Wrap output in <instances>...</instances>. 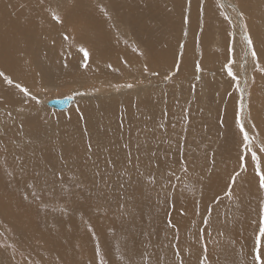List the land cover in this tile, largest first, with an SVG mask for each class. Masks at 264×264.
<instances>
[{"label": "rangeland", "instance_id": "rangeland-1", "mask_svg": "<svg viewBox=\"0 0 264 264\" xmlns=\"http://www.w3.org/2000/svg\"><path fill=\"white\" fill-rule=\"evenodd\" d=\"M39 1L0 0V25L4 26L5 20L10 19L17 23L18 29L23 25L21 30L25 31L16 34L20 37L16 39L20 45L25 43L28 34L34 35L36 40L32 43L31 38L29 45L36 47L25 60L35 59L36 65L42 68L37 70L50 80L53 73L57 80L61 78L60 87H43L38 71L39 81L35 79V85L31 84V76L27 73L31 67L23 71L15 62L18 68H10L12 63L5 62L10 56L7 60L0 59V72L9 75L14 83L26 86L41 100L99 91L101 84L81 87L75 85L74 79L107 74L111 65L105 61L122 59L124 46L143 57L158 55L170 70L160 75L150 72L146 77H137L139 81L136 76L135 80H126L132 85H144L168 77L162 90L157 87L148 90L135 105L128 95L126 101L100 104L82 101L75 104V110L67 108L63 112L46 106L35 110L28 101L30 97H24L0 78V253L17 264H95V245L99 241L108 264H128L129 261L143 264L141 253L145 251L151 264H157L158 259L161 264H175L177 258L171 244H177L185 264H198L202 243L207 245L210 264H251L249 249L259 201L264 194L257 191L250 155L247 170L239 167L238 158L243 149L235 125V111L243 95L242 119L249 135L254 137L253 148L258 151L257 146L264 143V74L253 70L250 53L245 55L247 48L240 29L235 32V25H229L219 15L216 0H203L202 6L201 0H118L129 1L135 6V12L141 11L146 18L157 11L153 30L147 27L151 37L156 38L146 50L140 41H129L128 35L109 36L107 27L113 25L114 20L107 10L110 22L104 23V19L83 14L82 4L75 0H59L55 4L59 5L57 9L52 0ZM106 2L111 8L112 3ZM221 2L238 6L237 11L244 10L248 30L258 27L262 46L257 44L255 50L258 62L264 66L260 58L264 54V29L259 23L264 24V0ZM93 3L90 5L99 14L103 8ZM244 3L249 7L244 9ZM127 7L124 5L121 12ZM53 8L62 14L65 22L56 24L51 20L49 13ZM22 9L31 17H22ZM224 11L240 28L233 8L226 7ZM78 14L80 18L76 17ZM117 16L120 23L131 30L130 21H124L122 15ZM184 16L189 17L187 25ZM101 17L108 18L105 13H101ZM101 22L103 27H98ZM229 31L238 36L234 55V65L238 66L233 65V70L238 74L243 93L237 91L222 67L227 57L229 37L226 34ZM44 36L45 39L40 38ZM147 37L142 40L149 39ZM256 41L254 39V43ZM114 45L118 50L110 49ZM17 47L14 43L12 54L15 49L21 50V46ZM47 47H52L51 52L45 50ZM56 47L58 50L53 49ZM81 47L90 52L88 71L84 75L79 71L84 66ZM74 49L77 52L73 53ZM13 56V61L24 60L19 52ZM184 59L190 62L185 80L181 79L183 74L181 78L178 74ZM161 60L156 64H161ZM123 62L120 66L128 68L127 59ZM197 63L201 67L200 74L195 71ZM197 75L200 79L203 77L201 81L196 79ZM112 84L127 83L120 80ZM40 99L35 100L38 106ZM109 103H112L110 108ZM180 145H183V152ZM258 155L264 154L258 152ZM181 161L187 172L181 170ZM234 171L240 175L229 198L224 193ZM33 191L39 199L31 195ZM3 207L8 211L5 217ZM205 216L209 218L207 225L203 222ZM169 220L172 228L168 227ZM201 229L204 230L202 242L199 240Z\"/></svg>", "mask_w": 264, "mask_h": 264}, {"label": "bare ground", "instance_id": "bare-ground-1", "mask_svg": "<svg viewBox=\"0 0 264 264\" xmlns=\"http://www.w3.org/2000/svg\"><path fill=\"white\" fill-rule=\"evenodd\" d=\"M30 1V0H29ZM43 1H45V0H43ZM78 4H82V6H83V8H84V10H83V14H87V13H89V15H91V16H97V19H104L105 21H104V23H108V21L110 22V17L109 16H107V15H105V17L107 18V19H109V20H107V19H105V18H103V17H101V13H102V15H103V13H105L106 12V10L109 12V14H111V15H113V20H114V22L112 21V23H113V25H111V26H108L107 27V30H108V32H109V36H113V35H116V33H120V34H125V35H128V37L130 38V39H128L129 41H133L134 43H138L139 41V43L141 44V45H143L144 47H145V49L147 50V47H151L150 46V43H152L153 41H154V39L156 38H152L151 37V33H149V31H148V29H149V27L151 28V31L153 30L152 28L154 27V25H152L153 24V22H154V19H156L155 18V16H157L156 14H157V11H153L152 13H151V15L148 17V18H146V17H144L142 14H141V11H138V12H135V6L133 7L132 5H130V2L128 1V3H124V2H118V0H107V1H109V2H111L112 3V7L110 8L108 5H107V2H106V0H91V2L89 3L88 2V0H75ZM93 1L95 2V3H97L98 4V6L99 7H102L103 8V11L102 12H100L99 10V14H97L94 10H93V8H92V6L90 5V4H94L93 3ZM134 1V0H133ZM172 1H174V0H172ZM186 1V0H185ZM185 1H183V2H185ZM192 1V0H191ZM190 1V2H191ZM198 1V0H197ZM211 1V0H210ZM236 1V0H235ZM257 1V0H256ZM41 1H39V3H40ZM52 2H53V4H54V6H56L55 4H57V3H59V0H52ZM137 2H139V0L137 1ZM144 2V1H143ZM147 2V1H146ZM215 2V1H214ZM213 2V3H214ZM247 2V1H246ZM28 3H30V2H28ZM151 4H153L152 3V1L150 2ZM155 3V2H154ZM167 3H169V2H167ZM174 2H172V4H173ZM176 3V2H175ZM249 3H250V1H249ZM48 4V3H47ZM110 4V3H109ZM132 4V3H131ZM138 4V3H137ZM165 4V3H164ZM191 4V3H190ZM190 4H189V8H190ZM215 4H216V2H215ZM245 4V3H244ZM262 4V3H261ZM13 5V4H12ZM41 5V4H40ZM45 5H46V3H45ZM124 5H127L128 7L126 8L127 10H125V11H122L121 12V10L120 9H122L123 7H124ZM140 5H142V3H140ZM149 5V4H148ZM154 5V4H153ZM157 5H159V4H157ZM156 5V6H157ZM177 5H178V2H177ZM184 5V4H183ZM206 5H208V4H206ZM59 5H57L56 6V9H57V7H58ZM139 6V5H138ZM137 6V7H138ZM186 6V5H185ZM239 6H240V4H239ZM38 7V6H37ZM42 7V6H41ZM40 7V8H41ZM47 7V6H46ZM214 7V6H213ZM249 7V6H248ZM247 6H246V4H245V7H244V9H246V8H248ZM44 8H45V6H44ZM50 8V7H49ZM55 8V7H54ZM53 8V9H54ZM64 8V7H63ZM75 8H76V6H75ZM143 8V7H142ZM145 8V7H144ZM143 8V9H144ZM148 8V7H147ZM152 8V7H151ZM150 8V9H151ZM167 8V7H166ZM14 9V8H13ZM20 9V8H19ZM37 9V8H36ZM35 9V10H36ZM46 9H48V8H46ZM98 9V8H97ZM137 9H139V8H137ZM142 9V10H143ZM164 9V8H163ZM51 9H49V11H50ZM64 10V9H63ZM162 10V9H161ZM191 10V9H190ZM241 10V9H240ZM10 11V10H9ZM21 11V10H20ZM146 11H148L147 9H146ZM150 11V10H149ZM158 11H160V10H158ZM172 11V10H171ZM242 11H244V10H242ZM16 12V11H15ZM71 12V11H70ZM115 14H114V13ZM143 12V11H142ZM164 11L162 10V13H163ZM190 12V11H189ZM227 12V11H226ZM107 13V12H106ZM121 13V14H120ZM148 13V12H147ZM159 13V12H158ZM190 13H192V11L190 12ZM232 13V12H231ZM252 13V12H251ZM47 14V13H46ZM146 14V13H145ZM165 14V13H164ZM172 14V13H171ZM228 14V13H227ZM10 15V14H9ZM43 16L45 15V14H42ZM62 15V14H61ZM69 15V14H68ZM88 15V14H87ZM117 15H122V19L124 20V21H130V24H131V30H129V29H127V27H126V25L124 24V23H120L121 21H119L120 19L118 18V16ZM231 15H233V14H231ZM260 15V14H259ZM115 16H116V19H117V21H118V23H117V21H116V19H115ZM160 15H158V17H159ZM229 16H230V14H229ZM246 16H247V14H246ZM11 17V16H10ZM10 17H9V19H10ZM22 17H31V15H26L25 13H24V11H23V9H22ZM47 17H49V16H47ZM66 17V16H65ZM68 17V16H67ZM74 17V16H73ZM77 18L79 17V14H78V16H76ZM80 18V17H79ZM120 18H121V16H120ZM165 18V17H164ZM231 18H232V16H231ZM43 19V18H42ZM163 19V18H162ZM251 19V18H250ZM44 20V19H43ZM74 20H77L76 18L74 19ZM94 20H95V18H94ZM235 20V19H234ZM234 20H232L233 21V24L235 25H233L234 26V31L236 32L237 31V29H240V28H237V25L235 24L236 22L234 21ZM32 21H34V20H32ZM46 21H47V19H46ZM68 21V20H67ZM81 21H83V20H81ZM97 21H99V20H97ZM103 21V20H102ZM161 21H163V20H161ZM168 21H169V19H168ZM238 21V20H237ZM261 21V20H260ZM40 21H38V23H39ZM43 22V21H42ZM41 22V23H42ZM52 22V21H51ZM63 22H65V21H63ZM100 22V21H99ZM165 22H166V20H165ZM235 22V23H234ZM240 22V21H239ZM253 22V21H252ZM75 23H76V21H75ZM260 23V28H262V29H264V24L262 23V22H259ZM16 22L14 21V20H5V25L4 26H2V25H0V59H6L8 56H10L9 58H8V60L7 61H5L6 63H8V62H10V63H12L9 67L10 68H12V69H17L18 68V66H20L21 68H23V71L24 70H26L28 67L30 68L31 67V69L27 72L28 73V75L29 76H31V77H29L30 78V82H31V84H34V80L35 81H39V73H40V71L39 70H37V69H40L39 68V66H37L36 65V63H35V59H32V58H29V59H27L28 61H26L25 60V58H28V57H31V55H32V51H33V48L34 47H36V45L35 46H33V48L29 45L30 44V40H31V38H32V43L33 42H35V40L36 39H33V37L32 36H34V35H31V34H28L27 36H26V38H24L25 39V43H22L21 45H20V43H18V41H16V39H20V37H17V35H18V32H24L25 30H21L22 29V27H24L23 25H22V27L20 28V29H18V28H16ZM36 24V23H35ZM47 24H49V22L48 23H46V25ZM54 24V23H53ZM64 24H66V23H64ZM163 24H164V21H163ZM207 24V23H206ZM258 24V23H257ZM37 25V24H36ZM35 25V26H36ZM52 25V24H51ZM50 25V26H51ZM158 25H160V24H158ZM167 25V24H166ZM165 25V26H166ZM205 25V24H204ZM203 25V26H204ZM239 25V24H238ZM26 26V25H25ZM28 26V25H27ZM60 26H62V25H60ZM64 26L65 25H63V28H64ZM69 26V25H68ZM164 26V25H163ZM252 26V25H251ZM255 26V25H254ZM33 27H34V24H33ZM38 27V26H37ZM48 27V26H47ZM53 27V26H52ZM55 27H58V26H55ZM54 27V28H55ZM98 27H103V24H102V22H101V25L100 26H98ZM147 27H148V29H147ZM253 27V26H252ZM36 28V27H35ZM53 28V29H54ZM164 28V27H163ZM29 29V28H28ZM41 29V28H40ZM43 29V28H42ZM45 29H48V28H45ZM52 29V28H51ZM56 29V28H55ZM58 29V28H57ZM83 29V28H82ZM157 29V28H156ZM165 29V28H164ZM68 30V29H67ZM74 30V29H73ZM169 30V29H168ZM27 31V30H26ZM30 31H31V28H30ZM29 31V32H30ZM42 31V30H41ZM44 31V30H43ZM84 31V30H83ZM95 31V30H94ZM126 31V32H125ZM163 31V30H162ZM166 31V30H165ZM249 31H250V33H251V35L253 34V38H252V40H253V42H254V39H256L257 41H256V43H254V46H255V49L257 48V44H258V46H262V39H261V34L259 35L258 34V27L255 29V30H252L251 29V27L249 28ZM257 31V32H256ZM28 32V31H27ZM28 32V33H29ZM38 32H40V30L39 31H37V33ZM49 32V31H48ZM50 32H52V31H50ZM56 32H57V30H56ZM59 32V31H58ZM69 32V31H68ZM42 33V32H41ZM47 33V32H46ZM70 33V32H69ZM79 33V32H78ZM17 34V35H16ZM26 34V33H25ZM51 34H54V33H51ZM62 34H64V33H62ZM136 34V36H134ZM168 34V33H167ZM37 35V34H36ZM40 36H41V34H39ZM67 35V34H66ZM119 35V34H118ZM148 36L147 38H149V39H146V40H142V38H144V36ZM169 35V34H168ZM227 35V34H226ZM38 36V35H37ZM49 36V35H48ZM47 36V37H48ZM69 36V35H68ZM123 36V35H122ZM136 37H140V40H138V38H136ZM170 37V36H169ZM238 37V36H237ZM237 37H235V39H237ZM41 39L42 38H44L45 39V36L44 37H40ZM53 38V37H52ZM51 38V39H52ZM62 38V37H61ZM69 38V37H68ZM77 38V37H76ZM55 39V38H54ZM78 39V38H77ZM101 39V38H100ZM53 40V39H52ZM166 40V39H165ZM264 40V39H263ZM24 41V40H23ZM45 41V40H44ZM51 41V40H50ZM50 41H48V42H50ZM99 41H101V40H99ZM51 42H53V41H51ZM55 42V41H54ZM125 44H126V40H124L123 41ZM235 42H238L237 40H235ZM14 43L16 44V46H18V47H20L21 48V50H17V49H15V52L14 53H21V55H22V57L24 58V60L21 58H19V56H18V58L19 59H17V60H15V61H13L14 59H15V57L13 56V54H12V51L14 50ZM36 43H37V41H36ZM42 43V42H41ZM264 43V42H263ZM38 44V43H37ZM43 45V44H42ZM47 45H49V44H47ZM52 45V44H51ZM56 45V44H55ZM66 45V44H65ZM45 46V45H44ZM59 46V45H58ZM138 46V45H137ZM17 47V48H18ZM70 47V46H69ZM141 47V46H140ZM45 48V47H44ZM51 48L52 47H50V48H48L47 47V49H45L47 52H51ZM130 47L128 46V47H126V46H124V50H123V57H121L122 59H107L105 62L107 63V64H109V65H111V67L107 70V74H102V75H99V76H96V77H94V78H85V77H78L76 80L74 79V81H75V85H80L81 87L84 85V86H86V85H88V84H101L100 86H99V88L98 89H100L99 91H92L91 92V94L89 93V94H87L86 92L85 93H80V94H73V95H71V96H69V95H67V97H70L71 98V101H70V104H69V106L67 107V108H69V110L70 111H72V110H75V107H76V105L75 104H77V103H79V102H82V101H93V102H96L97 104H100L101 102H112V101H115V100H124V101H126V100H128L127 98H128V95H130V100L132 101V103H134V105L136 104V101H138L139 99H140V97L142 96L143 97V95L145 96V94H146V92L148 91V90H150V89H152V88H155V87H157L158 89H160V90H162V88L163 87H165V86H163V84L165 85L166 84V82H167V80H165L164 78V80H160L159 82H157V83H153V84H140V85H138L137 83H135V84H133V87L132 88H127V87H122V86H124V85H114V84H112V83H115V82H119L120 80H124L125 81V83H127L128 84V82L126 81V80H131V79H133V80H135V76H136V78L137 77H146V76H148V74L151 72V73H156L157 75H160V74H163L164 72H167L168 70H170V69H167L168 67H167V64L166 63H164L161 59H160V57L158 56V55H155L154 54V56H152V57H150V58H147L148 57V55H146V56H141L140 54H138V53H135V52H132L130 49H129ZM261 48V47H260ZM53 49H57V47L56 48H53ZM112 51L113 50H118V48L116 47V45H114L113 47H111L110 48ZM137 49V48H136ZM262 49V48H261ZM35 50V49H34ZM58 50V49H57ZM139 50V49H138ZM142 50V49H141ZM145 50V51H146ZM257 50V49H256ZM55 51V50H54ZM53 51V52H54ZM80 51V50H79ZM108 51V50H107ZM175 51V50H174ZM183 51V50H182ZM182 51H181V53H182ZM248 50L246 49V51L245 52H247ZM34 52V51H33ZM43 52H44V50H43ZM67 52V51H66ZM75 52H77L76 51V49H74V52L73 53H75ZM148 52V51H147ZM71 53V52H70ZM69 53V54H70ZM120 53V52H119ZM158 53V52H157ZM220 53V52H219ZM9 54V55H8ZM34 54V53H33ZM44 54V53H43ZM50 54H52V53H50ZM55 54V53H54ZM53 54V55H54ZM57 54V53H56ZM55 54V55H56ZM104 54H106V53H104ZM110 54V53H109ZM114 54H116V53H114ZM178 54H180V53H178ZM183 54V53H182ZM20 55V54H19ZM26 55V56H25ZM52 55V56H53ZM54 55V56H55ZM151 55V54H150ZM149 55V56H150ZM181 55V54H180ZM179 55V56H180ZM220 55V54H219ZM250 55V54H249ZM47 56V55H46ZM57 56V55H56ZM155 56H158L157 58H154ZM172 56V55H171ZM178 56V57H179ZM182 56V55H181ZM251 56V55H250ZM49 57V56H48ZM100 57V56H99ZM135 57H138V59H136ZM165 57V56H164ZM247 57V56H246ZM59 58V57H58ZM65 58V57H64ZM90 58V57H89ZM163 58V57H162ZM170 58H172V57H170ZM173 58H174V56H173ZM182 58V57H181ZM259 58V57H258ZM261 58V61H262V63H263V65H264V54L262 55V57H260ZM43 59V58H42ZM94 59V58H93ZM125 59H127V61H128V68H124V67H121L120 66V64L125 60ZM169 58H167V60H168ZM251 59V58H250ZM44 60V59H43ZM47 60V59H46ZM53 60V59H52ZM57 60V59H56ZM62 60H64V59H62ZM66 60H68V59H66ZM91 60H92V58H91ZM158 60H161V64H156L157 63V61ZM258 60H260V59H258ZM197 61H199L200 62V60H199V58L197 59ZM15 62H17L18 63V66H16L15 65ZM42 62V61H41ZM56 62V61H55ZM54 62V63H55ZM74 62V61H73ZM247 62V61H246ZM260 62V61H259ZM45 63V62H44ZM48 63V62H47ZM93 63V62H92ZM124 63V62H123ZM243 64V63H242ZM42 65H43V63H42ZM47 65V64H46ZM65 65V64H64ZM69 65V64H68ZM76 65V64H75ZM93 65V64H92ZM173 65H174V63H173ZM189 65H190V62H189V60H186V59H184L183 60V62L181 63V67H180V70H179V76H180V78H181V76H182V74L184 75L181 79H186V77H185V74H187V72L188 71H190L189 70ZM169 66V65H168ZM179 66V65H178ZM202 66V65H201ZM234 66H238V64L237 65H234ZM41 67V66H40ZM145 67H147V69H148V71L146 72L145 71ZM167 67V68H166ZM173 67V66H172ZM1 68V67H0ZM90 68V67H89ZM175 68V67H174ZM176 68H177V65H176ZM80 70L79 71H81L82 72V74L84 75L87 71H88V65H87V67H85V66H82L81 68H79ZM40 70H42V68L40 69ZM48 70V69H47ZM167 70V71H166ZM176 70V69H175ZM39 73H38V72ZM55 71V70H54ZM203 71V70H202ZM43 72H45L44 70H43ZM173 72V71H172ZM176 72V71H175ZM174 72V73H175ZM204 72V71H203ZM208 72H211V70H209ZM63 73V72H62ZM169 72H167L166 74H168ZM247 73V72H246ZM15 74V73H14ZM13 74V75H14ZM26 74V73H25ZM44 73H40V77H41V79H40V81L42 82L41 83V85L43 86V87H47L46 89H48V87H51V89L52 88H54V89H56V88H59L60 86L58 85V83H59V80L61 79V78H59L58 80H57V78L55 77V76H53L54 75V73H53V75L51 76V77H53V79L52 80H50L49 78H47V77H45L44 75H43ZM75 74V73H74ZM200 74V73H199ZM242 74V73H241ZM13 75H11V76H13ZM58 75V74H57ZM140 75V76H139ZM201 75H202V73H201ZM9 76V75H8ZM15 76V75H14ZM26 76V75H25ZM171 76V75H170ZM169 76V77H170ZM192 76H193V74H192ZM198 76V75H197ZM246 76H247V74H246ZM245 76V77H246ZM16 77V76H15ZM27 77V76H26ZM63 77V76H62ZM70 77V76H69ZM69 77H68V79H69ZM73 77H74V75H73ZM189 77H191V76H189ZM241 77V76H240ZM70 78H72V77H70ZM121 78H124V79H121ZM179 78V79H180ZM203 77H201V79H202ZM248 78V77H247ZM19 79V78H18ZM23 79V78H22ZM67 79V82H69V80ZM73 79V78H72ZM180 79V80H181ZM192 79V78H191ZM199 79H200V76H199ZM201 79H200V81H201ZM1 80V79H0ZM62 80V79H61ZM64 80L65 79H63V82H64ZM248 80V79H247ZM28 81V80H27ZM137 81H139V79L137 78ZM176 81V80H175ZM190 81V80H189ZM229 81V80H228ZM241 81V80H240ZM243 81V80H242ZM246 81V80H245ZM71 82L72 83H74L73 82V80H71ZM64 83H66V82H64ZM70 83V82H69ZM68 83V84H69ZM61 84H62V82H61ZM111 84V85H110ZM132 84V83H131ZM182 84V83H181ZM7 85V84H6ZM35 85V84H34ZM38 85H40V84H38ZM37 85V86H38ZM108 85H110V86H108ZM126 85V84H125ZM2 86V85H1ZM9 86V85H8ZM83 86V87H84ZM183 86V85H182ZM3 87V86H2ZM43 87H38V88H43ZM98 87V86H97ZM36 88V87H35ZM247 88V87H246ZM1 89V88H0ZM4 89V88H3ZM87 89V88H86ZM90 89V88H89ZM92 89V88H91ZM177 90V89H176ZM12 91V90H11ZM87 91V90H86ZM91 91V90H90ZM89 91V92H90ZM178 91V90H177ZM4 94H5V92H4V90L2 91ZM32 92V91H31ZM157 94V93H156ZM20 95V94H19ZM33 95H35L36 97H37V95L36 94H33ZM40 95V94H39ZM9 96V95H8ZM12 96V95H11ZM7 97V96H6ZM90 97V98H89ZM141 97V98H142ZM26 98H28V97H26ZM37 98H39L40 99V97H37ZM11 99V98H10ZM57 99V98H56ZM56 99H51V100H56ZM59 99V98H58ZM110 99V100H109ZM2 100V99H1ZM51 100H48V101H51ZM28 101L31 103V106L33 105V107H34V109L35 110H38L39 108H41V109H44V106H46V107H49L48 105H47V103H48V101L47 100H39V106H38V104H37V102L35 101V100H32L31 99V97L28 99ZM111 104L112 103H109L108 104V108H110V106H111ZM75 105V106H74ZM3 106V105H2ZM39 107V108H38ZM51 108V107H50ZM67 108H65V109H67ZM107 108V107H106ZM15 108H13L12 110H14ZM49 109V108H48ZM53 109V111H62L63 112V110H65V109H56V108H52ZM2 110V112L4 111V112H6L7 111V109H1ZM167 120V119H166ZM158 122V121H157ZM43 154V153H42ZM15 178V177H14ZM3 206V205H2ZM4 208V207H3ZM5 211V212H4ZM4 211H2V214H3V216L5 217L6 216V214H7V210H5V208H4ZM10 214V213H9ZM14 219V218H13ZM21 223V222H20ZM8 236V235H7ZM200 236V235H199ZM204 238V237H203ZM202 242V241H201ZM202 244V243H201ZM26 246V245H25ZM22 248V247H21ZM8 257H10V256H8ZM35 257V256H34ZM0 264H17V262H11V261H9L8 260V258L5 256V255H3L2 253H0Z\"/></svg>", "mask_w": 264, "mask_h": 264}, {"label": "snow or ice", "instance_id": "snow-or-ice-1", "mask_svg": "<svg viewBox=\"0 0 264 264\" xmlns=\"http://www.w3.org/2000/svg\"><path fill=\"white\" fill-rule=\"evenodd\" d=\"M43 2V0H41ZM203 5V0H201V6ZM216 6L219 10V15L223 17V19L229 24L232 25L233 21L232 18L228 15H226L224 9L226 7H232L233 10L236 12V16L239 18L240 21V31L242 33V39L244 41V44L247 48V52L245 55H248L250 53L251 60L253 62V70L255 72H259L261 74H264V66H261V64L258 62V54L255 50L254 42L252 40V37L249 33L248 26L245 22V14L243 11H237L236 5H225L221 2V0H216ZM47 10V9H46ZM103 11V9H101ZM201 13H202V7H201ZM50 17L51 20L54 21L56 24H62L63 20L61 18L60 13L52 9L50 11ZM105 15L107 13L105 12ZM184 23L185 25L189 22V17L184 16ZM186 34V33H185ZM229 37V43L227 46V57L226 62L223 64V70L226 72L227 76L234 82V85L237 89V91L243 93V89L239 88V80H238V74L233 70V65L236 63L234 59L235 55V37L236 34L233 31H229L227 33ZM65 39H67V36H65ZM184 45L181 44L180 48L183 49ZM80 52L83 53V62L84 66L87 67V62L90 57V52L86 47H81ZM134 51L136 49H133ZM179 65V61L177 62V68ZM241 67H244V65H241ZM145 71L147 72L148 69L145 67ZM195 71L199 73L201 71L200 64L197 63L195 65ZM156 73H153L155 75ZM0 78H3V82L9 86H14L21 94H23L24 97H31L32 100H36L37 97L33 95L29 89L22 85L21 83H14L13 79H11L9 76L5 75L4 72H0ZM165 79H168L166 76ZM196 79H199V76L196 77ZM254 79V78H253ZM124 87L132 88L133 85L131 83H128L124 85ZM245 109V103H244V97L241 95L240 99L237 102L236 111H235V125L239 130V133L241 135V147L243 149V153L239 156V167L243 170H247L246 168V162L248 155H250L252 165H253V172L257 179V191L264 194V155H258V152L260 154H264V143H260L258 147V151L254 150L253 148V139L254 137L249 135V132L246 130L245 123L242 119V113ZM253 127H255L253 125ZM180 150L183 152V145H180ZM89 151H91V146L89 145ZM247 154V155H246ZM181 163V170L184 172H187V168L184 166L183 161ZM174 174V173H173ZM240 175L239 172L234 171L233 174L229 177V182L226 184L227 191L224 193L229 198L232 196V188L235 184L237 177ZM151 182H154V178ZM30 188H32V185H29ZM31 195L35 199H39L37 197L36 192L33 191ZM24 199L27 200L28 196H24ZM217 200L220 199L219 196L216 197ZM211 212V209H209V213ZM204 224L209 223L208 216L204 217L203 220ZM168 227L172 228L173 225L171 221L168 222ZM91 231V229H89ZM203 229L200 230L201 235L199 237L200 241H203ZM93 238L95 239V233H93ZM171 247L175 249L174 256L177 258L175 261V264H185L181 252L178 249L177 244H171ZM202 248V254L198 257V264H210L209 255H208V248L206 244H201ZM249 255L251 256V264H264V196L260 198L259 206H258V213H257V221H256V227L253 229V239H252V246L249 249ZM106 253L102 252L101 245L99 241H97L95 245V264H108V261L105 259ZM143 264H151V261L147 258L148 253L145 251L141 253ZM128 264H131L129 261ZM157 264H161V261L158 259Z\"/></svg>", "mask_w": 264, "mask_h": 264}, {"label": "water", "instance_id": "water-1", "mask_svg": "<svg viewBox=\"0 0 264 264\" xmlns=\"http://www.w3.org/2000/svg\"><path fill=\"white\" fill-rule=\"evenodd\" d=\"M70 101H71L70 97H64L61 99L48 101L47 105L51 108L65 109L69 106Z\"/></svg>", "mask_w": 264, "mask_h": 264}]
</instances>
